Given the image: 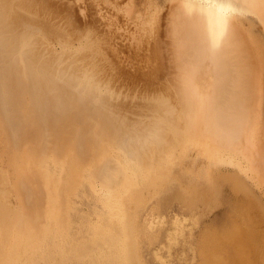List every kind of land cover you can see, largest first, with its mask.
<instances>
[{"label": "rangeland", "instance_id": "rangeland-1", "mask_svg": "<svg viewBox=\"0 0 264 264\" xmlns=\"http://www.w3.org/2000/svg\"><path fill=\"white\" fill-rule=\"evenodd\" d=\"M126 2V0H6L8 9L16 8H14V11L5 10L6 12L4 11L2 14L7 13V15L1 17L6 18L7 20L4 19L5 22L8 21L6 23H9V19L11 20L15 12H18L17 19L14 21V24H18L14 31L19 29V33L14 36V33H12V37H10L11 35H5V40L10 45H7L6 42L5 45L7 46L5 47L3 46L4 44L1 46L0 43V65H3L2 59L14 51L15 45H13L12 41L21 36L24 39L26 38V33L29 32L30 34L31 32L30 36L27 33L28 37L24 40H27V42H30L35 47L36 45H40V42L41 44L44 42V46H41L37 50L41 55L45 53L42 55L44 57H41L44 58L42 59L44 60L42 61L44 64L43 67L47 69L41 66V57H38L40 61L37 59L41 62L39 64L35 60L36 55L34 57L31 54L33 52L32 50H35V54L38 52L36 51L37 47L33 49L32 46L31 51L25 53V55L29 56L27 57L28 63L22 60L15 61L11 64V68L6 69V72L0 75V119L2 117L4 118H2L3 121L1 119L3 124L2 122L0 123V217L2 216L0 221L5 218L4 220L6 222H3L6 224L8 222L7 220H9L8 218H11L13 221H9L12 227L10 226L11 224L9 227L8 225H3L5 226V228L3 227V231L9 228L13 231L11 232L14 235L16 233L14 239L18 236L22 240L21 242V240L19 241L16 238L15 241L20 244L19 246L16 242L12 243L14 239L11 241L12 239L4 238V234L1 236L4 232H0V241H5L6 243L10 240L13 244L11 245L9 241L6 246L4 245L5 243L1 242L3 247L6 246L10 250L6 252H11V254L5 253L9 261H7V258L3 259L5 255L3 257L0 256L3 259V264H23L24 259V264H52L54 262H56L54 264H231L232 260L238 255L245 257L244 259L240 258L242 261L248 260L247 263L243 261V264H264V251H262L264 250V171L260 173L259 170L258 173L254 172L257 170H251L247 165L242 167V160L236 157L233 158V156L228 154H217L213 145L210 144L213 143V139H209L211 142H208V139L205 142L203 137L197 136L195 131L193 132L192 126H194L193 124L198 114L197 105L193 110H190L185 105V100L195 101L198 100V97L195 98L193 96L194 93H189L193 97L191 98L189 96L186 98V89L180 84L183 80L185 82V79H182L184 76H179V78L178 75L175 76V73H173L175 72V62H179L177 60L179 59V55L175 56V54L182 50L177 51L176 46H171L167 26V13L157 14L155 12L153 13V11L148 13L130 11L128 9V3L126 4ZM17 7L18 10H16ZM19 12L21 13L19 14ZM10 16L12 17L10 18ZM0 21L2 22L3 19L0 18ZM19 34L22 35L20 36ZM45 43H48V46L50 45L51 48L53 46L54 49L52 48V50L57 49L56 55H54L55 52L53 53L50 47L45 46L47 45ZM45 47L47 49L50 48L49 51ZM173 50H176L177 53L175 51L173 52ZM57 51L61 52L60 58L63 57L61 59L58 58V61L59 59L61 61L66 59L63 62L64 65L68 61L73 65V61L76 62L75 66L72 67L71 74H74L72 72L77 73L79 71L78 67L82 68L80 65L82 63L85 64V69L88 73L87 77L89 78L86 81L89 82L87 84L88 87L90 86L88 91L91 92L89 93L91 100L89 98L86 99V95L88 94L86 87L85 93L82 92L84 94L81 95L85 99L82 100L80 98L81 104L79 103L78 107L69 106L70 101H68L69 105H66L70 108L65 107L66 109L63 108V110L58 112L56 107L51 106L56 109L46 108L45 114L39 112L44 111L41 109L37 113L32 108H29L30 105L26 103V99L35 88V84L42 83L43 80L41 79L45 77L48 78L47 81H49L50 86L60 85V82L57 80H61L60 77L62 75L60 77L58 76L60 79L57 77L53 81V75L45 76L46 73H49L47 70L50 69L45 66V62L47 64L50 61L54 63L55 60L53 58L57 55L59 57ZM62 51L64 56H62ZM183 53L180 55L185 58L184 55L186 56V54L184 53L183 55ZM39 54L37 55L39 56ZM30 55H32V58L34 57L33 59L35 61H30ZM94 59L97 60L96 64L98 63V66H94ZM33 63H38L39 65L36 64L38 65L36 66ZM52 63L51 65L56 70L58 67L55 65L58 64L57 66H59V63H54L55 65ZM63 63H60L61 68H66V65L64 67L62 66ZM14 74L17 76H13ZM91 74L95 75L91 76ZM11 76L13 79H9ZM254 77L251 76V78L245 79L246 83L242 87L245 88V85L248 84L247 89L242 88L246 92H243L242 95L240 94L239 98L242 99L245 95L246 97L249 95V98L257 97L256 99H252L256 100L255 102L252 101V103L254 102L256 104L253 103L254 107L252 105V108L256 110V117L254 114V117L251 114H249L251 118L249 115H247L249 118L246 117L250 121H253V128L251 130L252 139L255 141L254 144L260 145V141L263 140L264 142V75H256ZM35 78L41 82L38 80L37 83L32 84L33 81H36ZM250 79L252 82H250ZM209 80L211 81V78ZM197 83L201 87V85L205 84V81L198 79ZM18 85L21 88L16 89ZM64 86L65 88L61 89L67 91L68 85ZM251 88L252 91H255L254 96H251L253 95ZM207 89L201 88L199 92L205 91L204 93H206ZM19 90V94L21 96L22 93L23 98L16 95ZM102 95H104L103 98ZM248 97L247 99L250 101L251 98L249 99ZM180 99L184 101L181 102ZM28 101L30 100L28 99ZM2 102L6 104L3 105ZM9 103L11 105L16 104L15 107L18 108L12 111L14 112L17 109L15 112L17 113L18 111V116L10 110L11 106ZM8 106L10 107L7 108ZM78 108L83 112L85 110L86 114L85 112L82 113ZM6 110L8 113H6ZM185 112H188V114ZM193 112L196 114L194 115ZM94 117L97 119H94ZM88 120L92 121L89 122ZM96 120L103 126L105 125L104 132L100 133L101 136H99L97 131L96 134L94 133L96 124H98ZM189 121H192L190 123L192 124L191 126L188 123ZM196 123L198 122L196 121ZM179 126L182 131H179ZM71 129H79L76 131V133L78 132L77 135L74 132L76 140L75 138L73 139L75 144L72 143L74 144L72 148H75V151L72 148V150L67 149L66 146L67 150H64L66 151L64 152L63 147L68 141L70 142L67 139L71 138L68 134ZM39 130L43 134L41 136L42 140H40L41 137L40 139L39 137L37 138ZM60 130L63 131L62 134H60ZM91 130L93 131L92 133H90ZM177 132L178 136L174 135ZM34 134L36 137H33ZM21 137L25 139H20ZM26 137H29L30 143L31 140L33 141L31 143L33 146L29 144V141L26 140L28 138ZM89 137L91 138L89 139ZM36 139L37 141H35ZM18 140L25 143L22 144L20 142L26 150H29L27 149L29 147H33L31 148L33 155L29 151H26L24 155L22 153L25 151L23 147L21 148L23 150L20 149L22 156L15 154L16 150L19 149H15L13 153L12 151L14 149L12 148L11 150V147L16 145L15 142L20 144ZM38 140L40 141L38 142ZM94 140L97 141L95 142ZM106 140H114L115 143L113 142L111 144L109 142L110 148H115L114 151L118 149L114 152V155L116 158L124 161L119 160L121 164H124H122L123 167L127 166V171L123 172L128 173L118 175L117 177L119 179L113 176L110 178L111 181H106L109 178H104L103 180L101 177H104L107 173L110 175L108 170L111 168L112 170L114 167L115 170L118 169L119 167L116 166L119 161L116 162L113 157L111 158L112 155L110 156L108 154L107 156L105 155L107 158L105 157L106 159L103 163L102 160L104 158L99 150H101V147L103 149V145L107 142ZM184 141L186 142L184 143ZM103 142L105 143L103 144ZM177 142L179 144L176 145ZM263 142L261 143L262 145H264ZM95 144L99 146L96 145L98 149H95L96 152H99L97 153L98 155L101 154L100 156L96 153L94 155L92 154L95 150L93 149ZM113 144L117 147H113ZM262 145L261 148L263 147ZM47 148L50 149L48 150ZM171 148L173 151L170 150ZM34 149L38 153L42 151L40 154L43 157L40 154L38 157V153ZM76 154L79 156H76ZM99 157L100 159L98 160ZM124 157L129 160L126 159L125 161ZM17 158H19V161L16 162L18 160ZM22 159L25 161L24 164L22 163ZM26 160H30L29 163ZM56 160L58 161L56 162ZM20 161H22L21 163L24 166L23 170H25V167L27 168L28 172L25 170V174L28 173L30 176L31 168L36 170L39 175L42 173L41 175L46 180L43 179V176L37 175L38 173L36 175L32 173L34 175L31 174L32 177L30 178L24 177L25 174L23 173L24 175L21 177L22 169H20L21 172L19 169V172L15 171L18 168L16 166L21 164ZM127 161L130 163H127ZM111 162L112 165L109 164ZM99 163L103 165L101 166ZM36 164H38L37 167ZM104 164L105 166L107 165V168L104 167ZM39 165L41 166V171L37 169ZM99 166L100 168L102 167V171H100ZM130 166L132 167L130 168ZM126 168L124 167L122 170H126ZM104 170H107V172ZM120 172L122 173V171ZM93 173L96 174L95 176L97 178H93ZM259 175H262V178ZM98 176H100V179ZM96 179L101 181L98 182ZM93 182L99 184L91 186ZM119 189H121V192L118 191ZM16 193L17 195L18 193L20 194L18 196L22 200H18L19 197ZM115 193H118V196ZM105 198L107 202H109V198H113L118 203L113 199H110V202L107 203ZM102 201H104V204H102ZM112 201L116 204L114 205ZM64 203L65 205H63ZM31 206L35 208L33 214L29 212V210H32L30 209ZM115 206L119 208L117 210L118 213H115ZM116 214H118V218H116ZM40 216L43 217L40 218ZM6 217L8 218L6 219ZM36 219L38 221L37 223L34 221ZM16 220L22 221L20 223L17 221V226L24 222V226L23 224L21 225V227L23 226L22 228L19 226L21 230L18 229L19 227L17 228L18 230L15 229L16 225L12 222ZM32 222L35 225L31 226ZM49 222L52 223V228H50ZM36 225L38 227H36L37 229L34 227ZM39 225L42 226V229L45 227L44 230L37 231L41 229ZM95 226L99 228L103 226L100 228V232L103 235H100L99 228L97 227V229ZM12 228L17 230V232ZM23 229L24 234L19 236L23 233L21 232ZM6 230L5 236L6 233L10 234L8 229ZM26 231L27 234H25ZM30 231H33L32 233L34 235L30 234ZM111 233H113L111 235L112 237H109ZM29 234L34 237L28 236ZM104 235L106 237H102ZM115 235L118 239L115 238L114 244L113 238ZM23 236L26 239L29 238V241L31 238L33 239L28 242V239L26 240ZM230 236L235 238L232 239ZM52 238L57 239L58 242L56 243ZM104 238H106V241H104ZM24 240L28 243L25 244ZM53 241L54 245H52ZM98 241H101L100 244ZM31 242L34 244L32 245ZM23 244H25V247ZM2 246L0 247V251L3 250L2 252H5L4 250L7 249L6 247L2 249ZM10 246H14L16 249L14 247L11 248H14L16 251L18 250V252L24 253L23 251H25L26 254L29 253L30 255H21L22 253L19 252L20 256L18 257V252L11 249ZM26 246L30 247L26 249ZM31 246L34 247H32L33 251H31L32 249L29 250ZM69 247L73 250L71 251ZM86 247L90 249L88 250ZM101 252V255L104 254L103 256L99 254ZM1 254L3 255V253ZM67 255L69 256L67 257ZM111 256H116L115 258L117 260H113V257L111 259ZM122 256L125 257L123 258ZM131 257L133 259H129ZM101 258L104 259V262ZM29 259H32V261H29ZM128 260L132 262L129 263Z\"/></svg>", "mask_w": 264, "mask_h": 264}, {"label": "bare ground", "instance_id": "bare-ground-1", "mask_svg": "<svg viewBox=\"0 0 264 264\" xmlns=\"http://www.w3.org/2000/svg\"><path fill=\"white\" fill-rule=\"evenodd\" d=\"M127 2H126V4L128 3V9L130 10V11H134V12H152L153 11V13L155 12V13H157V14H159V13H164V12H166L167 13V17H168V22H167V26H168V29H169V35H170V41H171V46H176V49H178L177 51H179V50H182L181 52L183 53V51H184V53L186 54V56L184 55V53H183V55H184V57L185 58H183L180 54H182L181 52H179V53H177L176 52V50H173V52L175 51L177 54H175V56L177 55H179L178 56V58L179 59H177L179 62H175L176 64H175V72H173V73H175V76L176 75H178V77L180 76V77H182V76H184V77H182V79H185V82H183L182 81V83H180L181 82V80L179 79V83L180 84H182V87H184V89H186L185 90V96H186V98L187 97H189V96H191V98L193 97V96H195V98L196 97H198V100H195V101H191V100H188V99H186V98H184V99H186L185 100V105H187V107L190 109V110H193L194 109V107L197 105V112H198V114H197V119L198 118H200V116H201V118L200 119H196V121L198 122V123H196V121L194 122V126H192V129H193V132L195 131V133H196V135L197 136H200V137H203L204 139H205V142H207L206 140L208 139H213L212 140V142L213 143H210V144H212L213 145V148L215 149V151H216V153L217 154H219V155H224V154H228V155H230V156H233V158L234 157H236V158H238V159H240V160H242V167H244V166H249L250 167V169L251 170H257V171H254V172H257L258 173V170H259V173L260 172H262V171H264V145H262L261 143L263 142V140L262 141H260L259 143H260V145H258V144H254V142L255 141H253V139H252V130H251V128H253L252 127V125H253V121H250L249 119H247V115H249V114H251L252 116H253V114H254V116L256 117V110L255 109H253L252 108V105H253V107H254V102L256 101V100H252V99H256L257 97H248L249 99H250V101L247 99V97H246V95L244 96V98H242V99H240L239 97V95L241 94L242 95V93L243 92H246V91H244V90H242V85L244 84V83H246L245 82V79H249V78H251V76L252 77H254V76H260V75H264V0H126ZM140 1V3H138ZM137 2V3H136ZM7 3H8V1H7ZM125 4V5H126ZM17 6V5H16ZM7 7V8H6ZM6 8V9H5ZM9 7H8V4H6V0H0V18L1 19H3V21L5 22V20H7L6 18H2V17H4L3 15H7V13L6 14H2L5 10L7 11V10H12V11H14V8H16V7H12L13 9H8ZM20 9H21V7H20ZM19 9V10H20ZM16 10H18V7H17V9ZM15 10V11H16ZM22 10V9H21ZM5 11V12H6ZM10 12V11H9ZM23 12V11H22ZM21 12H19V14H20ZM12 14V13H11ZM165 14V13H164ZM12 15H14V14H12ZM2 16V17H1ZM8 16H9V14H8ZM18 16V12H15V15L13 16V18L10 20L9 18V23H6V22H8V21H6L5 23L2 21H0V43H1V46H2V44H4L3 46H7V45H10L9 44V42H7L6 40H5V38H6V34L8 35V36H10L12 33H14L13 34V36L14 35H17L18 33H19V29H17V31H14L15 30V28H17V24H14V21H16V17ZM12 16H10V18H11ZM20 17V16H19ZM22 17V16H21ZM5 19V20H4ZM15 19V20H14ZM12 21V22H11ZM11 22V23H10ZM23 22V21H22ZM2 23V24H1ZM19 26V25H18ZM34 27V26H33ZM19 28V27H18ZM15 32H17V33H15ZM28 33V35L30 36L31 35V32H30V34H29V32H27ZM27 33H26V38H24V39H27V37H28V35H27ZM20 35V34H19ZM22 35V34H21ZM20 35V36H21ZM23 36V37H24ZM10 37H12V35L10 36ZM22 37V36H21ZM18 38V39H12L13 41V45H15V49H14V51L11 53H9V55L6 57H4L3 59H2V61H3V65L1 66L0 65V75H2L3 74V72L5 73L6 71V69H8V68H11V64L13 63V62H15V61H18V60H22L23 62H25V63H28V58L27 57H29L28 55H25V53H27L28 51L30 52L31 51V49H32V46H33V44H31L30 42H27V40H24L23 38ZM10 40V39H9ZM11 41V40H10ZM6 42H7V45H5L6 44ZM12 42H11V44H12ZM31 45H30V44ZM44 42H42V44H41V42L39 43L40 45H36V47L35 46H33V49H35L36 48V51H38L37 49H40V47L41 46H44V44H43ZM45 44H47V45H45V46H47V47H50L51 48V46L49 45L48 46V43H45ZM61 46V45H60ZM35 47V48H34ZM47 47H45L46 48V50L47 51H49V49H47ZM63 47V46H62ZM52 48H53V46H52ZM52 48H51V50H52ZM54 49V48H53ZM174 49H175V47H174ZM56 50L57 49H55V50H52L53 51V53H54V55H56ZM12 51V50H11ZM33 52H31V54L34 56V55H36V57H35V60H37L38 59V57L40 58L42 55H44L43 53H42V55L41 54H39V51L38 52H36V54L34 53V51L35 50H32ZM59 51H60V49H59ZM59 51H57V54H59V57H58V55L57 56H55V58H53L54 60V63L56 64V63H59V61H61L60 59L61 58H63V57H61L60 58V53L61 52H59ZM59 52V53H58ZM52 53V52H51ZM37 54H39V56L37 55ZM64 53H63V51H62V56H64L63 55ZM32 55H30V57L32 56ZM24 56H26V57H24ZM33 57V58H34ZM42 57H44V56H42ZM41 57V62L42 61H44V60H42V59H44V58H42ZM57 57V58H56ZM183 59H182V58ZM32 57H31V62H33V61H35L34 59H33ZM58 58H60L59 59V61H58ZM97 60H98V58L97 57H95ZM30 59V58H29ZM46 59V58H45ZM27 62H26V61ZM33 60V61H32ZM39 60V59H38ZM37 60V61H38ZM64 60H66V59H64ZM64 60H62L60 63H63V62H65ZM86 60V59H85ZM95 60V59H94ZM97 60H95L94 62H95V64H94V66L95 65H97L96 64V61ZM177 60H175V61H177ZM40 61V60H39ZM38 61V62H39ZM50 61V60H49ZM73 61V60H72ZM41 62H39V64L41 63ZM74 62V65L71 63V62H67V63H65V65L67 66L66 68L64 67L65 65H64V63L62 64V66L64 67V68H61V65H60V63H59V66H57L58 64H54V63H52V61H50L49 63H50V65H49V63L47 64V62H45L46 64H45V66L46 67H49L50 69L49 70H47V72L49 71V73L47 74L46 73V75L45 76H51V75H53L52 76V81H53V79H57V77L59 76H61L60 78H61V80H57V81H59L60 83V85H52V86H50L49 85V81H47V79L48 78H44V79H41V80H43V82L42 83H38V85H36L35 84V88L32 90V92H30V95H29V97H27V99H26V103H29L28 105H30L29 106V108L31 109H33V111H35V112H37V113H39V112H41L42 114H45V109L46 108H52L51 106H54V107H56V108H52L53 110H57L58 112L60 111V110H63V108L64 109H66L65 107H68V108H70L69 106H71V107H78L79 106V103L81 104V99L83 100V99H85V97H81V95H83L84 93H85V91H86V87H87V91H88V89H89V87H88V84L87 83H89V82H87L88 81V73L86 72V69H85V64H78V65H80V66H82V68H80V67H78L79 69V71L76 73V72H72V73H74V74H71L70 72L73 70L72 69V67L73 66H75V61H73ZM82 62V61H81ZM35 63V62H34ZM33 63V64H34ZM51 63L52 64H54L56 67H58V68H56V70H54L55 69V67H53L52 65H51ZM85 63H86V61H85ZM32 64V63H31ZM36 64H38V63H36ZM36 64H34V65H36ZM38 64V65H39ZM77 64H76V66H77ZM30 65V64H29ZM38 65H36V66H38ZM43 62L41 63V66L43 67ZM49 65V66H48ZM51 66V67H50ZM98 66V65H97ZM174 66V65H173ZM40 67V66H39ZM53 67V68H52ZM44 68V67H43ZM51 68H52V71H51V73H50V70H51ZM44 69H47V68H44ZM59 71H58V70ZM62 69H64V70H62ZM69 69H71V70H69ZM174 69V68H173ZM75 70V69H74ZM61 71V72H60ZM52 72H53V74H52ZM95 73V72H94ZM58 74H60V75H58ZM16 74H14L13 76H15ZM57 75V76H56ZM93 75H95V74H91V76H93ZM17 76V75H16ZM211 76V77H210ZM213 76V77H212ZM250 76V77H249ZM58 77V79H60ZM90 77V76H89ZM179 77V78H180ZM9 78V77H8ZM7 78V79H8ZM17 78V77H16ZM39 78H41V77H39ZM209 78H211V81L209 80ZM255 78V77H254ZM9 79H13V77L11 76ZM55 79V80H56ZM176 79V78H175ZM198 79H202V81H205V84L204 85H201V87L199 86V84L197 83V80ZM35 80L36 81H33L32 82V84H34V83H37V81L39 80H37L36 78H35ZM87 80V81H86ZM178 80V79H177ZM40 81V80H39ZM85 81V82H84ZM90 81V80H89ZM247 81H249V80H247ZM11 82H15V81H11ZM16 82H17V80H16ZM41 82V81H40ZM250 82H252L251 81V79H250ZM249 82V83H250ZM256 82V81H255ZM9 84V83H8ZM86 84H87V86H86ZM179 84V86H181ZM206 84H207V87H206ZM251 84H254V83H251ZM14 85V84H13ZM61 85H62V87H61ZM64 85H68V89H67V91H64V90H62L63 88H65V86ZM89 85H91V84H89ZM248 85V84H247ZM247 85H245V88L247 89ZM16 86V85H15ZM28 86V85H27ZM20 86L18 85L17 87H16V89H18ZM181 87V88H182ZM208 88L207 89V91H206V93H204L203 91H201V92H199L200 90H201V88H204L205 90H206V88ZM249 87H251V86H249ZM21 88V87H20ZM30 88H31V86H30ZM62 88V89H61ZM84 88V89H83ZM245 88H243V89H245ZM255 88V87H254ZM14 89V88H13ZM98 90V89H97ZM254 90V89H253ZM251 91H252V88H251ZM18 92V94H16V95H19L20 96V94H19V92H20V90L19 91H17ZM82 92H84L83 94H82ZM181 93H182V91H180ZM179 92V93H180ZM197 92H199V93H197ZM253 93V95H251V96H254V92L255 91H252ZM72 93V94H71ZM87 93V92H86ZM89 93H91V92H89L88 91V94L86 95V99H90V97H91V95H89ZM189 93H194V95L192 96L191 94H189ZM204 93V94H203ZM249 93V92H248ZM245 94V93H244ZM250 94V93H249ZM2 95V94H1ZM96 95V94H95ZM197 95V96H196ZM200 95V96H199ZM257 95V94H256ZM23 96V94L21 93V96L20 97H22ZM59 96H63L62 97V99H60L61 97H59ZM88 96V97H87ZM103 96L104 95H102V98H103ZM14 98V97H13ZM18 98V97H17ZM23 98V97H22ZM21 98V99H22ZM59 98V99H58ZM65 98V99H64ZM81 98V99H80ZM3 99V98H2ZM28 99L30 100V101H28ZM58 99V100H57ZM171 99V98H170ZM17 100V99H16ZM91 100V99H90ZM172 100V99H171ZM181 100V102H183L184 100H182V99H180ZM3 101V100H2ZM67 101V102H66ZM68 101H70V103L68 102ZM252 101H254L253 103H252ZM91 102V101H90ZM163 102V101H162ZM3 103V102H2ZM1 103V104H2ZM12 103V102H11ZM11 103H9V105L11 106H8L7 108H9L10 107V110L12 111V110H14L15 108H18V107H15V105L13 104V105H11ZM17 103H19V102H17ZM70 105H69V104ZM84 103V102H83ZM6 103L4 102L3 103V105H5ZM7 104H8V102H7ZM69 105V106H67V105ZM180 104V103H179ZM84 105V104H83ZM173 105V104H172ZM175 105V104H174ZM256 105V104H255ZM22 106V105H21ZM81 107V106H80ZM6 108V109H7ZM21 108H24V107H21ZM44 108V109H43ZM86 108V107H85ZM1 109V108H0ZM27 109V108H26ZM44 110V111H39V110ZM79 110H80V108H78ZM87 109V108H86ZM170 109V108H169ZM188 109V110H189ZM10 110L8 109V111L10 112ZM17 110V109H16ZM15 110V111H16ZM22 110V109H21ZM25 110V109H24ZM179 110V109H178ZM178 110H177V112H178ZM183 110V109H182ZM186 110V109H185ZM184 110V111H185ZM14 111V112H15ZM32 111V110H31ZM39 111V112H38ZM82 113H84L85 112V110H84V112L82 111V110H80ZM79 111V112H80ZM13 112V111H12ZM13 112V113H14ZM21 112V111H20ZM28 112V111H27ZM44 112V113H43ZM56 112V111H55ZM92 112V111H91ZM96 112V111H95ZM191 112V111H190ZM194 112H195V110H194ZM193 112V113H194ZM6 113H8L7 112V110H6ZM16 113V112H15ZM17 113H18V111H17ZM16 113V114H17ZM62 113V112H61ZM186 113V112H185ZM80 114V113H79ZM85 114H86V112H85ZM177 114V113H176ZM186 114H188V112L186 113ZM196 113H194V115H195ZM10 115H11V113H10ZM19 114H17V116H18ZM76 115V114H75ZM88 115V114H87ZM190 115V114H189ZM199 115V116H198ZM16 116V115H15ZM82 116H84V114H82ZM97 116V115H96ZM186 116V115H185ZM247 116V117H246ZM253 116V117H254ZM187 117V116H186ZM249 117L251 118V116L249 115ZM248 117V118H249ZM3 118V117H2ZM1 118V119H2ZM17 118V117H16ZM176 118V117H175ZM1 119H0V123L3 121V119H2V121H1ZM92 119V118H91ZM94 119H97V118H95L94 117ZM179 119H180V117H179ZM186 119V118H185ZM190 119V118H189ZM99 120V119H98ZM98 120H96V122L98 121ZM187 120V119H186ZM5 121V120H4ZM89 122L90 121H92V120H88ZM107 121V120H106ZM153 121V120H152ZM164 121V120H163ZM178 121H180V120H178ZM183 122H184V120H182ZM95 122V123H96ZM167 122V121H166ZM192 122V121H191ZM190 121L188 122L189 123V125L191 126L192 124H190L191 123ZM98 124H96V130L94 131V133L96 134V131H97V133L99 134V136H101L100 135V133H102V132H104L103 130L105 129L104 128V126L101 124V123H99V122H97ZM172 123V122H171ZM181 123V122H180ZM2 124H3V122H2ZM91 124H94V123H91ZM174 124V123H173ZM178 124V123H177ZM182 124V123H181ZM164 125H165V123H164ZM170 125H172V124H170ZM176 125V124H175ZM183 126V125H182ZM189 126V127H190ZM72 127H73V125H72ZM180 127V126H179ZM73 128H75V127H73ZM93 128H94V126H93ZM14 129V128H13ZM95 129V128H94ZM93 129V130H94ZM179 129V128H178ZM177 129V130H178ZM184 129V128H183ZM188 129V128H187ZM79 129H71V131H69L68 132V134L70 135V137L71 138H69V139H67V135L65 134V133H63L64 135H66L65 136V138L67 139V140H70V142L68 141V143H66V145L63 147V151L64 150H67V149H70V150H72L73 148H72V145H74L75 143V141L73 140L74 138H75V140H76V137H74L75 136V133H76V131H78ZM61 131V130H60ZM68 131V130H67ZM86 131V130H85ZM179 131H182V129H181V127H180V130ZM39 132V133H38ZM37 133H38V135H37V138L39 137V139H40V137L43 135L42 134V132H41V130H39ZM62 132L63 131H61V133L60 134H62ZM75 132V133H74ZM84 132V131H83ZM90 132V131H89ZM89 132H87V133H89ZM93 131L91 130V132L90 133H92ZM167 132V131H166ZM185 132V131H184ZM188 132V131H187ZM186 132V133H187ZM34 133V132H33ZM78 133V132H77ZM77 133H76V135H77ZM86 133V132H85ZM94 133H93V135H94ZM172 133V132H171ZM195 133H194V135H195ZM98 134H97V136H98ZM181 134V133H180ZM68 135V136H69ZM91 135V134H90ZM89 135V136H90ZM174 135H177L178 136V132L176 133V134H174ZM186 135V134H185ZM193 136V135H192ZM17 137V136H16ZM33 137H36L35 136V134H34V136ZM91 137L93 138V136L91 135ZM91 137H89V139L91 138ZM109 137V136H108ZM176 137V136H175ZM174 137V138H175ZM179 137H182V136H179ZM187 137V136H186ZM26 138H28V139H26V140H28L29 141V137H26ZM32 138V137H31ZM102 138V137H101ZM184 138V137H183ZM189 138V137H188ZM20 139H25L24 137L22 138H20ZM63 139V138H62ZM95 139V138H94ZM98 139V138H97ZM181 139V138H180ZM198 139V138H197ZM264 139V138H263ZM40 140H42V137H41V139ZM40 140H38V142L40 141ZM92 140V139H91ZM105 140V139H104ZM19 141V143L21 142L20 140H18ZM22 141H24V140H22ZM35 141H37V139L35 140ZM74 141V142H73ZM95 141V140H94ZM97 141V140H96ZM95 141V142H96ZM100 141V140H99ZM107 142L105 143V142H103V149H102V147H101V150H99L100 151V153H102V156H103V158H104V160H102L103 161V163H104V161H105V159L107 158L106 156L109 154L110 156H111V158L113 157L114 159H115V161L116 162H118L120 159H118V158H116L115 157V155H114V152H116V150H118V149H116L115 151H114V149H112V148H110V143L109 142H111V144L114 142V140H112V141H109V140H106ZM118 141V140H117ZM122 141V140H121ZM176 141V140H175ZM182 141V140H181ZM14 142V141H13ZM62 142H64L63 140H62ZM90 142V141H89ZM88 142V143H89ZM94 142V143H95ZM179 142H180V140H179ZM179 142H177L176 143V145L177 144H179ZM186 141H184V143H185ZM204 142V143H205ZM208 142H211V140H209ZM22 144H25V143H23V142H21ZM20 143V144H21ZM31 143H33V141L31 140ZM31 143H30V141H29V144L31 145ZM72 143H74V144H72ZM87 143V144H88ZM102 143V142H101ZM115 143V142H114ZM264 143V142H263ZM16 144V145H15ZM15 146H12L11 147V150H12V148L14 149V151H12L13 153L15 152V149H19V150H16V155H18V154H20V156H22L21 154L23 153H25L26 151H29V153H31V155H33V151L31 152V148H33V147H29L27 144V146L29 147V148H27V149H29V150H26V148L24 149V146L21 144V146L19 147V145L20 144H17V142H15ZM78 144V143H77ZM93 144V143H92ZM109 144V145H108ZM206 144V143H205ZM208 144V143H207ZM209 144V145H210ZM55 145V144H54ZM61 145H63V144H61ZM94 145V144H93ZM96 145L97 144H95V147H93V149H95L96 148ZM99 145H100V143H99ZM101 145V146H102ZM114 146L113 147H117V146H115V144H113ZM120 145V144H119ZM176 145H174V146H176ZM180 145H181V143H180ZM261 145L263 146L262 148H261ZM10 146H11V144H10ZM18 146V147H17ZM27 146H25V147H27ZM31 146H33V145H31ZM48 146V145H47ZM66 146H67V149H66ZM98 146V145H97ZM132 146V145H131ZM149 146V145H148ZM260 146V147H259ZM16 147V148H15ZM23 147V149L25 150L24 152H22L21 153V151H20V149ZM35 147V146H34ZM80 147V146H79ZM88 147V146H87ZM99 147V146H98ZM146 147V146H145ZM166 147V146H165ZM207 147H208V145H207ZM72 148V149H71ZM89 148H90V145H89ZM110 148V149H109ZM167 148V147H166ZM173 148H175V147H173ZM209 148V147H208ZM23 149H21V150H23ZM38 149V148H37ZM48 149V148H47ZM46 149V150H47ZM50 149V148H49ZM48 149V150H49ZM96 149H98V148H96ZM96 149L92 152V154L94 155L95 153L97 154V153H99V152H96ZM149 149H151V148H149ZM35 150V149H34ZM53 150V149H52ZM58 150V149H57ZM60 150V149H59ZM74 151H75V148L73 149ZM87 150H88V148H87ZM140 150V149H139ZM170 150H172V148L170 149ZM180 150H181V148H180ZM18 151V152H17ZM35 151H37V150H35ZM51 151V150H50ZM55 151V150H54ZM54 151H52V152H54ZM91 151V150H90ZM111 151H112V153H111ZM153 151H154V149H153ZM157 151H159V150H157ZM169 151V150H168ZM173 151V150H172ZM40 152H42V151H39V153H38V151H37V153H38V157H39V154H40ZM45 152V151H44ZM64 152H66V151H64ZM135 152V151H134ZM156 152V151H155ZM13 153H12V155H13ZM28 153V155H30ZM57 153V152H56ZM90 153V152H89ZM170 153H171V151H170ZM180 153H182L181 151H180ZM45 154V153H44ZM49 154V153H48ZM85 154V153H84ZM135 154H137V153H135ZM162 154V153H161ZM165 154V153H164ZM163 154V155H164ZM207 154V153H206ZM25 155V154H24ZM40 155H42V154H40ZM45 155H47V154H45ZM56 155V154H55ZM81 155V154H80ZM98 155V154H97ZM101 154H99L98 156H100ZM106 155V156H105ZM117 155V154H116ZM215 155V154H214ZM34 156H35V154H34ZM36 156H37V154H36ZM57 156V155H56ZM60 156V155H59ZM76 156H79V155H77L76 154ZM97 156V157H98ZM154 156V155H153ZM156 156H158V155H156ZM42 157H43V155H42ZM45 157V156H44ZM83 157V156H82ZM96 157V156H95ZM94 157V158H95ZM106 157V158H105ZM122 157V156H121ZM137 157V156H136ZM145 157V156H144ZM143 157V158H144ZM23 158V157H22ZM33 158V157H32ZM60 158V157H59ZM58 158V159H59ZM109 158V157H108ZM135 158V157H134ZM159 158V157H158ZM161 158V157H160ZM18 160H16V162L17 161H19V158H17ZM20 159H21V157H20ZM36 159H38V158H36ZM100 159V157L98 158V160ZM113 159V160H114ZM122 159V158H121ZM127 159V158H126ZM126 159H125V157H124V160L126 161ZM25 160V159H24ZM33 160H35V158H33ZM53 161H54V159H52ZM78 160H79V157H78ZM81 160H83V159H81ZM80 160V161H81ZM88 160V159H87ZM95 160V159H94ZM109 160V159H108ZM113 160H111V161H113ZM127 160H129V159H127ZM22 161H23V159H22ZM22 161H20V163L22 162ZM30 161V160H29ZM29 161H27L26 160V162H28L29 163ZM36 161V160H35ZM34 161V162H35ZM38 161V160H37ZM58 160H56V162H57ZM91 161V160H90ZM120 161H122V162H124L123 160H120ZM119 161V163H117V166L116 167H119L118 169H116L115 170V167H114V169L112 170V168L111 169H109L108 170V172L110 173V175L108 174V176H107V174L104 176V177H101V178H103V180H104V178H109V179H107L106 181H111V177H113V176H118V175H120V174H126L127 172H123V171H127V166H124L125 168H126V170L124 169V170H122L124 167L122 166V164H121V162ZM143 161V160H142ZM163 161V160H162ZM32 162V161H31ZM40 162V161H39ZM94 162H96V161H94ZM110 162V161H109ZM132 162V161H131ZM137 162V161H136ZM23 164L25 163V161H23L22 162ZM18 164L19 166H16V167H18L17 168V170H15L16 172H21V170L20 169H22V172H21V177H23V175L25 174V172L27 171V168L25 167V170H23V168H24V166H23V164ZM80 163V162H79ZM84 163H85V160H84ZM105 163H107V162H105ZM127 163H130V162H128L127 161ZM27 164V163H26ZM33 164V163H32ZM40 164H42L41 162H40ZM44 164V163H43ZM81 164V163H80ZM95 164V163H94ZM97 164V163H96ZM100 164V163H99ZM109 164H111L112 165V162L111 163H109ZM126 164V163H125ZM29 165H31V164H29ZM37 165L38 164H36V167H37ZM101 166L103 165V164H100ZM124 165V164H123ZM126 165H128V164H126ZM232 165V164H231ZM235 165V164H234ZM233 165V166H234ZM26 166H28V165H26ZM97 166H98V164H97ZM129 166V165H128ZM237 166V165H236ZM45 167V166H44ZM94 167H96V166H94ZM93 167V168H94ZM104 167H106L107 168V165L105 166V164H104ZM103 167V168H104ZM132 166H130V168H131ZM142 167V166H141ZM40 168H41V166L39 165L38 166V168L37 169H39L40 170ZM98 168V167H97ZM99 168H100V166H99ZM102 168V167H101ZM100 168V169H101ZM129 168V167H128ZM152 168V167H151ZM231 168V167H230ZM16 169V168H15ZM18 169H19V171H18ZM47 169V168H46ZM30 170H32L31 171V173H30V176H29V174L28 173H26L25 175H24V177H26V178H30V177H32V175H34V174H32V173H35V175H36V173H38L36 170H33V169H31L30 168ZM29 170V171H30ZM38 170V171H39ZM93 170V169H92ZM130 170H132V169H130ZM149 170V169H148ZM41 171V170H40ZM45 171V170H44ZM100 171H102V169L100 170ZM104 171H106L107 172V170H104ZM119 171H122V173L120 172L119 173ZM145 171V170H144ZM28 172V171H27ZM24 173V174H23ZM47 173V172H46ZM119 173V174H118ZM132 173V172H131ZM140 173V172H139ZM249 173V172H248ZM247 173V174H248ZM14 174H16V173H14ZM32 174V175H31ZM42 174V173H41ZM40 174V175H41ZM43 174H44V172H43ZM94 174V173H93ZM101 174V173H100ZM128 174V173H127ZM134 174V173H133ZM37 175H39V173L37 174ZM39 175V176H40ZM92 175V174H91ZM96 174H94V175H92L93 176V178L95 179V176ZM97 175H98V173H97ZM103 175V174H102ZM139 175V174H138ZM249 175V174H248ZM19 176H20V173H19ZM18 176V177H19ZM27 176H29V177H27ZM43 175H41V177H42ZM262 176V175H261ZM260 175H259V177L260 178H262ZM263 176H264V172H263ZM49 177V176H48ZM99 177V179H100V176H98ZM116 177H115V179H116ZM126 177V176H125ZM134 177V176H133ZM25 178V179H26ZM34 178V177H33ZM39 178V177H38ZM97 178V177H96ZM118 178V177H117ZM264 178V177H263ZM19 179H20V177H19ZM41 179V178H40ZM43 179H44V176H43ZM52 179H53V177H52ZM119 179V178H118ZM28 180V179H27ZM44 180H46V178L44 179ZM49 180V179H48ZM62 180V179H61ZM89 180V179H88ZM92 180V179H91ZM90 180V181H91ZM96 180H98V179H96ZM121 180V179H120ZM19 181H21V180H19ZM35 181H36V179H35ZM53 181H55V180H53ZM99 181H101V180H98V182ZM112 181H113V179H112ZM263 181H264V179H263ZM15 182V181H14ZM30 182V181H29ZM37 182V181H36ZM255 182V181H254ZM53 183H55V182H53ZM92 183V182H91ZM128 183V182H127ZM51 184V183H50ZM97 183H95V182H93V184L91 185V186H93V185H96ZM99 184V183H98ZM97 184V185H98ZM110 185H111V183H109ZM29 185L31 186V184L29 183ZM34 186V185H33ZM60 186V185H59ZM121 186V185H120ZM120 186H118V187H120ZM123 186V185H122ZM58 187V186H57ZM99 187H100V185H99ZM49 188H50V186H49ZM61 188H62V186H61ZM92 188V187H91ZM94 188V187H93ZM97 188V187H96ZM95 188V189H96ZM121 188V187H120ZM16 190H17V188H15ZM51 189V188H50ZM59 189V188H58ZM100 189H102V188H100ZM118 189V188H117ZM15 190V191H16ZM121 189H119L118 191H120ZM115 191V190H114ZM36 192V191H35ZM70 192V191H69ZM97 192V191H96ZM121 192V191H120ZM119 192V193H120ZM98 193V192H97ZM124 193V192H123ZM135 193V192H134ZM68 194V193H67ZM102 194H104V193H102ZM112 195H113V193H111ZM116 194V193H115ZM118 194V193H117ZM116 194V196H118ZM138 194V193H137ZM16 195H17V193H16ZM18 195H20L19 193H18ZM17 195V196H18ZM31 195H32V193H31ZM107 195V194H106ZM109 195V194H108ZM104 196V195H103ZM111 196V195H110ZM109 196V197H110ZM120 196V195H119ZM128 196V195H127ZM130 196V195H129ZM19 197V196H18ZM106 197V196H105ZM113 197H115V196H113ZM45 198V197H44ZM59 198H60V196H59ZM67 198V197H66ZM107 198V197H106ZM105 198V200H106V202H107V199ZM119 198V197H118ZM124 198H126V197H124ZM129 198V197H128ZM133 198V197H132ZM62 199V198H61ZM102 199V198H101ZM104 199V198H103ZM110 199L112 200L113 198H109L108 200H109V202H110ZM116 199V198H115ZM18 200H22V198H20L19 197V199ZM114 200V199H113ZM116 200H118V199H116ZM133 200V199H132ZM69 201V200H68ZM115 201V200H114ZM119 201H121L120 199H119ZM123 201V200H122ZM35 202V201H34ZM38 202V201H37ZM66 202V201H65ZM109 202H107V203H109ZM116 202V201H115ZM125 202V201H124ZM62 203V202H61ZM112 203H113V201H112ZM116 203H118V202H116ZM116 203H113L114 205L116 204ZM129 203V202H128ZM21 204H22V201H21ZM20 204V205H21ZM36 204V203H35ZM39 204H41V203H39ZM102 204H104V201H102ZM113 204H112V206H113ZM251 204V203H250ZM63 205H65V203L63 204ZM107 205H109V204H107ZM253 205V204H252ZM35 207H36V205H34ZM34 206H31L30 207V209H32L31 211L29 210V212L31 213L32 212V214H33V211H34ZM56 206V205H55ZM104 206V205H103ZM127 206V205H126ZM128 206H130V205H128ZM254 206V205H253ZM252 206V207H253ZM11 207V206H10ZM111 207V206H110ZM110 207H107V208H110ZM116 207V209H115V213H118V207L117 206H115ZM247 207V206H246ZM250 207V206H249ZM9 208V207H8ZM22 208V207H21ZM44 208V207H43ZM113 208V207H112ZM63 209V208H62ZM113 209V210H114ZM128 209V208H127ZM43 210V209H42ZM109 210V209H108ZM124 210V209H123ZM111 211V210H110ZM109 211V212H110ZM7 212V211H6ZM11 212V211H10ZM41 213H42V211H41ZM29 214V213H28ZM35 214V213H34ZM26 215V214H25ZM31 215V214H30ZM41 215V214H40ZM43 215V214H42ZM109 215H111V214H109ZM117 216H116V218H118V214H116ZM4 216V215H3ZM59 216V215H58ZM113 216V215H112ZM115 216V215H114ZM2 217V216H1ZM1 217H0V219H1ZM5 217V216H4ZM36 217H37V215H36ZM43 217V216H42ZM41 216H40V218H42ZM8 217H6V219H7ZM21 218V217H20ZM20 218H18V220H20ZM28 218V217H27ZM251 218V217H250ZM5 219V218H4ZM4 219H2V221H0V232H4V233H2V235L1 236H3V234H4V238H8V239H12L11 241H13V239H14V236H16V233H15V235L12 233L13 231L12 230H10L9 228H6V229H8V232L10 233V234H7L6 233V236H5V232L7 231L6 229H5V231H3V229L5 228V226H3V225H8V227H9V225L11 224V222L9 221V220H11V221H13L11 218H8L9 220H7L8 222H10V223H4L3 221H5ZM15 219V218H14ZM32 219V218H31ZM18 220H16L15 222H12V223H15V225H16V223H17V221ZM110 220H111V218H110ZM113 220H115V219H113ZM113 220H112V222H113ZM30 221H33V220H30ZM36 223L38 222L37 221V219L36 220H34ZM6 222V221H5ZM19 223L20 222H22V221H18ZM53 222V221H52ZM24 223V222H23ZM22 223V224H23ZM34 222H32V225L31 226H33V225H35V224H33ZM40 223V222H39ZM50 223V222H49ZM18 224V223H17ZM21 224V225H22ZM26 224V223H25ZM28 224H30V223H28ZM41 224V223H40ZM52 223H50L49 225L51 226L50 228H52V225H51ZM21 225H19L20 227H21ZM27 225V224H26ZM46 225V224H45ZM59 225H61V224H59ZM133 225V224H132ZM11 227H12V224L10 225ZM19 226H17L16 225V227H15V229H17ZM23 226H24V224H23ZM22 226V227H23ZM29 226V225H28ZM47 226V225H46ZM54 226H55V224H54ZM4 227V228H3ZM13 227H14V225H13ZM20 227L18 228L19 230H21L20 229ZM21 227V228H22ZM26 227V226H25ZM35 228L37 227V225L36 226H34ZM33 227V228H34ZM42 226H40L39 225V228H41ZM44 227V226H43ZM48 227V226H47ZM96 227V226H95ZM98 227V226H97ZM96 227V228H97ZM101 227H103V226H100V228ZM254 227V226H253ZM34 228V230L36 231V229L38 228H36L35 229ZM45 228V227H44ZM44 228L42 229H38L37 231H40V230H44ZM49 228V227H48ZM49 228V229H50ZM62 228H63V225H62ZM99 228V227H98ZM97 228V229H98ZM98 229V231L100 232L101 231V229ZM107 228V227H106ZM109 228V227H108ZM128 228V227H127ZM13 230H15L14 228H12ZM17 229V230H18ZM29 229V228H28ZM31 229V228H30ZM104 229H105V227H104ZM104 229H103V231H104ZM125 229V228H124ZM123 229V230H124ZM2 230V231H1ZM10 230V231H9ZM17 230H15L16 232H17ZM95 230V229H94ZM107 230V229H106ZM109 230H110V228H109ZM12 231V232H11ZM24 231V229L21 231V232H23ZM28 231V230H27ZM27 231L25 232V234H27ZM36 231V232H37ZM47 231V230H46ZM97 231V230H96ZM112 231V230H111ZM110 231V232H111ZM126 231V230H125ZM263 231V230H262ZM18 232H20V231H18ZM31 232V231H30ZM33 232V231H32ZM30 233V234H33V233ZM106 232V231H105ZM107 232H109V231H107ZM241 232V231H240ZM54 233V232H53ZM56 233V232H55ZM96 233V232H95ZM114 233V232H113ZM113 233H111L110 234V236L109 237H112L111 235L113 234ZM11 234H13V236H11ZM24 234V232L21 234V235H19V236H22ZM30 234L28 235V236H30ZM245 234V233H244ZM243 234V235H244ZM34 235V234H33ZM33 235H31L32 237H34ZM36 235V234H35ZM47 235V234H46ZM52 235H55V234H52ZM96 235V234H95ZM100 235H103L102 234V232H100ZM105 235H106V233H105ZM102 236V237H106V236ZM108 235V234H107ZM257 235V234H256ZM27 236V237H28ZM30 236V237H31ZM38 236V235H37ZM36 236V237H37ZM51 236V235H50ZM97 236H99V235H97ZM10 237V238H9ZM13 237V238H12ZM23 237H25V236H23ZM109 237H107V238H109ZM229 237V236H228ZM3 238V237H2ZM16 238L17 239H19L18 238V236L17 237H15V239H14V241L12 242V243H18L17 241H15L16 240ZM21 238V237H20ZM115 238H116V235H115V237L113 238V243H114V240H115ZM230 238H232L231 236H230ZM229 238V239H230ZM233 238H235V237H233ZM232 238V239H233ZM1 239V238H0ZM23 239V238H22ZM25 239H26V237H25ZM28 239V242H30L31 241V239H33V238H31L30 239V241H29V238H27ZM26 239V240H27ZM53 239V238H52ZM105 239V240H104ZM103 240L104 241H106V238H104ZM109 239H112V238H109ZM116 239H118V238H116ZM239 239V238H238ZM248 239H249V237H248ZM10 240H8L7 242H9ZM21 239H19V241H20ZM54 241H56V243L58 242L57 241V239L55 240V239H53ZM121 240V239H120ZM11 241H10V244L11 245H13L12 243H11ZM25 241V240H24ZM54 241L52 242L53 244L52 245H54ZM104 241H102V242H104ZM123 241V240H122ZM121 241V242H122ZM1 242L2 241H0V245H1ZM5 243V241L4 242H2V243H5L4 245H6L7 246V244L8 243ZM21 242H22V240H21ZM27 241H25V244H27L28 243ZM99 242V241H98ZM97 242V243H98ZM101 242V241H100ZM100 242H99V244H100ZM107 242H108V239H107ZM116 242V241H115ZM118 242V241H117ZM120 242V243H121ZM247 242V241H246ZM24 243V242H23ZM32 243V245L34 244L33 242H31ZM79 243H82V242H79ZM78 243V244H79ZM105 243V242H104ZM103 243V244H104ZM112 243V242H111ZM119 243V244H120ZM124 243H125V241H124ZM230 243V242H229ZM232 243H234L233 241H232ZM231 243V244H232ZM19 244V243H18ZM25 244H23V246L25 247ZM71 244H72V242H71ZM96 244V243H95ZM106 244V243H105ZM109 244H110V242H109ZM108 244V245H109ZM115 244V243H114ZM113 244V245H114ZM125 244H127V243H125ZM131 244V243H130ZM3 245V244H2ZM1 245V246H2ZM36 245V244H35ZM38 245H39V243H38ZM107 245V246H108ZM118 245V244H117ZM249 245V244H248ZM0 246V247H1ZM5 246V247H6ZM15 246H16V244H15ZM19 246H20V244H19ZM73 246V245H72ZM95 246V245H94ZM93 246V247H94ZM119 246V245H118ZM246 246V245H245ZM5 247H3L2 246V249L4 248L5 249ZM11 247H14V246H10V248ZM17 247V246H16ZM27 247L28 246H26V249H27ZM30 247V246H29ZM28 247V248H29ZM32 247L33 246H31V248L29 249V250H31L32 249ZM49 247V246H48ZM55 247H56V244H55ZM76 247V246H75ZM93 247H92V250H93ZM109 247H111L110 245H109ZM236 247V246H235ZM15 248V247H14ZM14 248H11V249H13V250H15ZM21 248V247H20ZM23 248V247H22ZM34 248V247H33ZM51 248V247H50ZM52 248H53V246H52ZM87 248V247H86ZM98 248H100V247H98ZM6 249L7 250H4L5 252H2V251H0L1 253H3V255L0 253V256L1 257H3L4 255H5V253L6 254H11V252H6V251H10V250H8V248L6 247ZM17 249H19V248H17ZM57 249H58V247H57ZM69 249H70V247H69ZM88 249V248H87ZM90 249V248H89ZM88 249V250H89ZM115 249V248H114ZM114 249H113V253H114ZM22 250V249H21ZM39 250V249H38ZM71 250V249H70ZM73 250V249H72ZM71 250V251H72ZM111 250V249H110ZM31 251H33V249L31 250ZM79 251V250H78ZM105 251V250H104ZM262 251H264V250H262ZM15 252H18V250L16 251L15 250ZM20 252V251H19ZM19 252H18V255L15 253V255H17L18 257L20 256L19 255ZM24 253H22V252H20V253H22L21 255H25L26 254V252L25 251H23ZM89 252H91V251H89ZM125 252V251H124ZM133 252V251H132ZM235 252H236V250H235ZM31 253H33V252H31ZM52 253H53V251H52ZM57 253V252H56ZM69 253V252H68ZM72 253V252H71ZM70 253V254H71ZM88 253V252H87ZM98 253V252H97ZM117 253V252H116ZM121 253V252H120ZM237 253V252H236ZM29 254V253H28ZM28 254H26V255H28ZM100 255L102 254V252L101 253H99ZM254 254V253H253ZM15 255H14V257H15ZM30 255V254H29ZM28 255V256H29ZM32 255V254H31ZM62 255V254H61ZM65 255V254H64ZM63 255V256H64ZM84 255V254H83ZM86 255V254H85ZM88 255V254H87ZM96 255V254H95ZM104 255V254H103ZM103 255H101V256H103ZM245 255V254H244ZM34 256V255H33ZM32 256V257H33ZM36 256V255H35ZM43 256V255H42ZM53 256V255H52ZM69 255H67V257H68ZM100 256V257H101ZM107 256H109V255H107ZM107 256H105L106 258H108ZM120 256V255H119ZM130 256H132V255H130ZM21 257H23V256H21ZM41 257V256H40ZM79 257V256H78ZM112 257H113V260H117V258H115L114 256H111L110 258L112 259ZM117 257H118V254H117ZM123 257V256H122ZM125 257V256H124ZM123 257V258H124ZM134 257H135V254H134ZM243 257V258H242ZM242 257H240L239 255L238 256H236L233 260H232V262H231V264H243V261L244 262H246L247 263V261L248 260H241V259H244L245 257L244 256H242ZM5 258H7V255H5L4 257H3V259H5ZM12 258V257H11ZM10 258V259H11ZM16 258V257H15ZM48 258V257H47ZM92 258H93V256H92ZM92 258H91V260H92ZM98 258V257H97ZM96 258V259H97ZM104 258V257H103ZM103 258H101V260L104 262V259ZM115 258V259H114ZM119 258V257H118ZM127 258H128V256H127ZM127 258H125V259H127ZM233 258V257H232ZM241 258V259H240ZM258 258V257H257ZM256 258V259H257ZM1 259V258H0ZM3 259H1V262H0V264H3ZM14 259V258H13ZM19 259H21V258H19ZM27 259V258H26ZM67 259V258H66ZM81 259V258H80ZM95 259V260H96ZM129 259H133V257H131V258H129ZM16 260V259H15ZM23 260V259H22ZM21 260V261H22ZM32 261V259H29V261ZM46 260V259H45ZM70 260V259H69ZM90 260V259H89ZM100 260V261H101ZM121 260V259H120ZM134 260H136V259H134ZM7 261H9L8 260V258H7ZM11 261H13L12 259H11ZM20 261V260H19ZM27 261H28V259H27ZM26 261V262H27ZM109 261H111V260H109ZM227 261V260H226ZM258 261V260H257ZM89 262H94V261H89ZM128 262H129V260H128ZM130 262H132V261H130ZM129 262V263H130ZM134 262V261H133ZM25 263V259H24V261H23V264ZM54 263H56V262H54ZM54 263H52V264H54ZM58 263V262H57ZM95 263H96V261H95ZM116 263V262H115ZM122 263V262H121ZM222 263V262H221ZM246 263H244V264H246ZM7 264H9V263H7ZM11 264V263H10ZM13 264V263H12ZM32 264V263H31ZM85 264V263H84ZM112 264V263H111ZM119 264V263H118ZM126 264H128V263H126ZM131 264V263H130ZM224 264V263H223Z\"/></svg>", "mask_w": 264, "mask_h": 264}]
</instances>
